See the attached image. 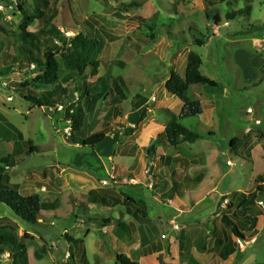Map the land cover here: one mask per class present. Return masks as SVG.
<instances>
[{"label": "rangeland", "instance_id": "374dc122", "mask_svg": "<svg viewBox=\"0 0 264 264\" xmlns=\"http://www.w3.org/2000/svg\"><path fill=\"white\" fill-rule=\"evenodd\" d=\"M8 1L0 0V26L4 29L0 31V58H4L0 62V112L28 139L33 127L49 130L51 125L47 119L41 118V112L49 114L44 107L33 106L19 96L21 91L39 94L42 89L34 82L35 74L30 71L29 61L21 51L20 18ZM11 1L15 3L17 0ZM245 6L250 7L246 16L227 18V13ZM49 7L53 14L51 24L62 34L69 37L81 32L102 41L100 50L93 57L99 63L97 73L80 80L62 60L58 42L47 36L39 37L41 48L49 46L56 52L60 63L58 86L65 89V96L73 95V91L80 95L82 91L72 106L78 105L84 110L86 125L79 131L84 136L101 128L115 130L121 143L131 138L141 126V123L137 126L129 121L127 101L124 108H120L118 105L123 101L101 89L108 69L113 76L123 78L127 95L130 93L132 97L143 91L145 95L153 96L145 118L156 112L161 121L165 118L170 121V118L165 110L160 114L156 108L175 112L181 102L164 92L163 87H159V80L166 78L169 70L179 69L188 51L194 50L201 56L202 74L217 83L216 87L205 85L189 89L192 99L200 97L204 119L211 121V125L200 123L197 117L182 120L184 126L203 133L210 146L182 142L175 147L177 150L173 148L178 153L175 164L166 165L164 154L161 160H156L157 152L153 150L149 164L137 177L135 172L118 171L121 164L111 163L112 151L120 146L117 143L111 144L109 154L102 155L106 150L102 145L96 151L77 145L74 149L61 148L58 153L60 161L70 162L79 157L82 164H91L98 171L103 170L102 161L107 166H114L115 171H110L112 177L100 172L104 176L100 179V186H113L146 203L149 216L140 224L155 227L157 237L144 251L141 264H186L191 254H196L204 264H264V0H51ZM216 16L220 19L219 24L214 21ZM46 25L49 27L48 21L42 19L34 21L28 29L37 32ZM196 38L203 39L204 45H195ZM239 49L247 50L250 60L244 59L242 52L236 57L235 52ZM86 86L89 91L84 96ZM60 96L64 98L62 94ZM27 106L35 110L25 120L22 114ZM96 120L100 122L95 124ZM65 128V123L59 122L56 135L67 144ZM246 130L249 132L244 134ZM3 134H7L4 139H8L12 132L0 122V138ZM233 137L241 142L231 148ZM6 147L0 142V158L7 154ZM124 159L132 162L133 156L126 154ZM228 159L236 165H226ZM29 160L19 162L13 172H9L20 180L26 176L27 170L38 175L44 171L41 180L38 175L33 177L39 182L45 178L44 185L49 191L47 196L40 195L43 211L38 223L22 221L0 202V217L13 220L24 229L8 225L14 233L21 232L18 239L23 243L27 241L29 253L36 254L28 256L29 264H81L79 259L73 258L72 251L82 259L84 250L83 258L88 264H116L114 254L124 253L127 244L137 241L136 232L126 233L118 227L119 222H135L125 213L124 207L92 204L84 190L75 188L73 193L59 178H49L51 170L45 166L50 162L46 158ZM171 167L180 174L187 173L190 180L187 189L181 194L176 192L178 196L173 194L176 190L173 182H168ZM130 177L142 182H129ZM127 183H132L135 188H130ZM259 187L261 191H258ZM252 193L257 198L249 213L256 215L258 220L256 230H246L245 234H254V239L246 244V241L233 237L236 254L222 257L224 243L214 245L217 233L223 230L221 214L229 215L238 207L239 194L249 197ZM5 229L0 225V234ZM73 237L83 243L80 240L71 242ZM39 238L46 239L44 248H40ZM199 239L205 244V252H195L193 248ZM99 244L102 246L98 247ZM50 250H53L52 254L56 253L51 260ZM64 250L65 262L61 259ZM37 254L45 256L37 258Z\"/></svg>", "mask_w": 264, "mask_h": 264}, {"label": "trees", "instance_id": "16d2710c", "mask_svg": "<svg viewBox=\"0 0 264 264\" xmlns=\"http://www.w3.org/2000/svg\"><path fill=\"white\" fill-rule=\"evenodd\" d=\"M19 1V3H18ZM6 2V1H5ZM13 5V8L18 12L17 16L20 18V40H21V51L26 56L27 61L34 64L33 77L36 83L42 91L38 94L34 91L19 94L20 98L26 102H29L33 106L44 107L47 111L49 106L56 104H63L65 106L64 111H53L48 112L53 118L57 119L60 116L67 125L70 126V133L67 137V143L79 144L84 148H93L102 143L106 137L104 130L90 132V134L84 136L79 131L86 125L84 110L78 105H68L67 102L72 100L67 99L65 96V89L58 86L60 63L56 57V52L51 47L47 46L41 48L39 37L47 36L58 42L61 48V58L65 62L68 69L75 73L77 78L85 79L89 76H93L99 69V63L93 59L94 55L98 53L101 48L102 41L97 37H89L86 34L77 32L73 36L67 37L62 34L60 30L51 24L53 19L52 13H50V2L51 0H17L15 3L8 1ZM250 11L249 6L232 12L227 13V18L234 19L237 15L246 16ZM45 19L48 21L49 27L46 25L37 32L29 31V26L38 20ZM214 21L219 24V17H215ZM0 31L4 29L0 26ZM195 45L203 46L204 40L196 38ZM0 60H4L3 57ZM202 59L201 56L194 50H190L187 54L186 67L184 75L181 76L175 71H171L167 81L165 82V89L171 95L175 96L181 102V111L178 115H175L169 109H159L160 114H163V110L167 112V117L170 121L167 123L164 131L158 136L157 140L162 142L169 147H177L182 142H188L193 144L199 139L201 135L191 130L190 128L182 124V120L190 117H198L202 112L201 102L196 99H192L189 96V89L191 86H210L216 87L217 83L209 77L201 73ZM52 87V88H49ZM101 89L107 94L115 95L119 100H124L127 97L125 82L119 75L113 76L111 69H108L106 74V82L101 85ZM89 87H85L84 96L88 95ZM60 94L64 96L61 98ZM82 91H80L81 96ZM73 96V95H72ZM137 95H135L136 98ZM79 98V97H78ZM78 100V99H77ZM76 100V101H77ZM65 101V102H64ZM133 102V101H132ZM68 105V106H66ZM134 108H138L139 105H134ZM70 110H72L70 112ZM165 115V114H164ZM146 114L143 113L136 123V125L145 118ZM66 121H69L68 123ZM0 122L7 128L15 130L12 124H10L6 118L0 113ZM97 123V121H96ZM95 123V124H96ZM85 130V129H84ZM83 133L86 131H82ZM249 132V131H248ZM80 133L81 135H79ZM19 135L20 132H19ZM27 144L31 147L33 144L31 139H28ZM241 142L239 138H233L230 140V147L234 148ZM14 156L8 154L0 158V202L9 207L12 212L24 222L30 224L38 223L40 212L42 210V202L39 195L35 193L25 194L21 191L18 184L11 182V176L9 168L13 166ZM169 159L168 162H170ZM177 158L174 159L176 161ZM66 166V165H65ZM88 172L98 177L94 170L85 168ZM190 183L189 178L185 177L182 183H177L173 180V188L185 187L188 188L187 184ZM262 189L259 187L258 191ZM89 199L98 205L106 207H115L121 201V194L114 191V189L98 188L88 192ZM238 207L234 209L232 213L221 214L220 221L223 223V230L221 233H217L214 245L218 246L224 243L225 249L222 252V257H226L236 250V242L232 241L233 237L237 239L246 240V230L254 231L257 224V216L250 214V206L256 201L257 195L250 194L249 197H244V194H239ZM123 206L126 213L135 221L134 223L119 222L118 227L123 231H131V228L135 227L136 223H141L148 215V207L142 200H136L127 195L123 196ZM232 205V203L230 204ZM229 207V205H228ZM229 209L227 212H229ZM104 222H110L104 220ZM74 243L76 239L70 238ZM196 249L200 252H205V244L198 240L195 242ZM7 249V247H0V250ZM116 264H139L132 260L129 256L124 253L115 254ZM23 264H27V261H22ZM186 264H203L198 261L193 255H190L187 259Z\"/></svg>", "mask_w": 264, "mask_h": 264}, {"label": "crops", "instance_id": "0c3cea01", "mask_svg": "<svg viewBox=\"0 0 264 264\" xmlns=\"http://www.w3.org/2000/svg\"><path fill=\"white\" fill-rule=\"evenodd\" d=\"M207 45H208V42L205 44V46H207ZM188 52H187V54H188ZM241 52L244 56L243 57L244 59L250 60V58L248 56L249 52L247 50H244V49H239L238 51H236L235 52L236 57H238V54ZM251 58L254 59L253 56H251ZM186 60H187V55L182 59L181 65L179 66V69L173 68V70H169L168 74L166 75V78H164L163 80H159V83H160L159 87H163L164 92H167L165 89V82L167 81L171 71H175L181 76L184 75V71H185V67H186ZM0 62H1V60H0ZM30 63H32V62H29V65H30ZM214 64L216 65L215 62H214ZM30 71L33 73L32 69ZM160 79H161V77H160ZM154 87H156V86H154ZM159 87H158V89H159ZM191 87H190V90H191ZM201 91L204 93L203 89H201ZM73 92H75V91H73ZM134 94L137 95L136 98H135ZM134 94L131 97L130 93H129V95H127V97L124 100H122L123 102L119 103L118 106H120V108L121 107L124 108V106H125L124 103H126V101H127L128 102L127 103L128 108H129L128 113H127V114H129L128 115L129 121H131V123L136 124L139 121L142 113H144V111H146L145 114L149 113L150 108H151L149 103L152 102V99L154 97L151 95L150 96L145 95L143 91H141V92L138 91ZM71 95L67 99L73 98ZM111 95H113V94H111ZM112 97L117 98L115 95H113ZM130 97L132 98V100H129ZM196 100H199L201 102V106H202V112L197 117L199 122L211 125V121L204 119V116H205L204 106L202 104V101L200 100V97H198V99H196ZM156 101H157V96H155L154 102H156ZM68 103H69V101L67 102V104ZM132 103L134 105H139L138 108H134L132 106ZM209 104H212V102H209ZM66 106H68V105H66ZM181 107H182V105H180V108H178L177 111H175V112L172 111V112L175 115H178L181 111ZM145 109H147V110H145ZM156 109H161V108H156ZM162 109H164V108H162ZM166 109H168V108H166ZM25 110H26V112L23 113L22 115L24 116L25 120H27V115L31 114L32 111L35 110V108H33L32 106L31 107L27 106L25 108ZM211 110H213V108H211ZM41 113L43 114V116L41 118L47 119L51 125V128L49 130H47V129L45 130L41 126L33 127L31 132H30V134H31L30 138H28V139H31L33 142L31 147L29 146V144H27L26 141L28 139L25 138L23 132L18 130L17 128H15V130H11V129L7 128L8 130H11V132H12V135L8 139H4L7 134H3L1 136L0 142H4L8 147V152L6 155L12 154L15 158L14 159L15 164L9 168V171L14 170L16 165H19V162L26 161L28 158L30 160H32L33 158H38V157L46 158V160L48 162H50L45 166L46 168L51 170L48 172L49 178H52V177L59 178L61 180L63 186L64 187L68 186L71 192L75 193L76 192L75 188H79L80 190H84L85 191L84 194L86 195L87 200L89 202H91L92 204H96V203H93L89 199V197L87 196L88 192L90 190L98 189V188L114 189L115 192L121 194L122 199L118 205L123 206V204H122L123 203V196L127 195V196L131 197L130 195L126 194L121 189H117L113 186L112 187L100 186V181L103 179V178L101 179V177H104V176H101L100 172L102 171L103 173H105V176L110 175V177H112V174L110 173V171L113 173L115 171V167L114 166H107L102 161V166H103L102 169L103 170L98 171L97 168H94L93 166H91V164H82L79 157L78 158L75 157L74 160L70 161V162L60 161L58 153L61 150V148L69 147V148L74 149V148H77V145H79V144H69V143L65 144L63 139H60V137L58 135H56L57 134L56 128L58 126V123L61 122L63 116L62 117L60 116L59 118L55 119L49 114H45L44 112H41ZM155 113L156 112H154V115L150 113L146 118H144L145 120H143V122L140 121L138 124L141 123V126L138 129V131L135 130L133 132V135L131 138L124 139V141H122L121 143H120L119 134L115 133V130L114 131L113 130H104L106 132V137H105L104 141L102 143H100L99 145L93 147L92 149H95V151H96L97 147H99V146L101 147V145H102L103 146L102 148L106 149L105 153L102 152V155L103 154H109V153H111V149H112L111 144H114V143L120 144V146L117 149H114L112 151L113 158H112L111 163L117 164V165L121 164L122 167L120 166V169H118V171L135 172V176H137V177L139 174L143 173L145 165L149 164L148 161L151 159L150 155H151V152L153 150L157 152L156 160H158V159L161 160L162 154H164L166 156H165V159L163 160V162L166 163V165L177 163L176 161H178V157L175 156L176 154H178L177 151L176 152L173 151V147L166 146L162 142V140H157L158 136L164 131L167 123L169 122V119L165 118L164 121H161V119L157 115H155ZM122 114H123V111H122ZM127 114L124 113V117H126ZM96 121H97L96 124H98L100 122V120H96ZM207 121H208V123H207ZM138 124H137V126H138ZM100 130H103V128H101ZM100 130H98V131H100ZM19 132L21 135H19ZM247 132L248 131L246 130V133H244V134H247ZM200 135H201V139H199L198 141H196L193 144L199 143L201 146H210L209 143H206V140L204 138V134L202 133ZM108 138H111L110 143L108 142ZM233 138H235V137H233ZM193 144H190V145H193ZM174 149L177 150L178 148L177 149L174 148ZM126 154H131L133 156L132 162L126 161L124 159V156ZM173 156H175V157H173ZM117 157H119V160H117ZM98 158H100V155L98 156ZM175 158H177L176 161H174ZM169 159H171L170 162H168ZM85 168L94 170L96 172V174L98 175V177H96L95 175L88 172ZM171 168L172 169L169 168V173H168L169 174V178H168L169 181L166 180L170 184H171V182H173V180L177 183H182L183 179L185 177L186 178L188 177L187 173L180 174L173 167H171ZM107 169H109V170H107ZM43 172L44 171L42 170V174L38 175V173L35 174V172L27 170L26 176L24 178L21 177L22 179H20V180L16 179L10 175L11 176V182L18 184L20 186L21 191L25 194L35 193V194L39 195V197H40V195L47 196V195H49V191L46 188V186L44 185V183H45L44 179L45 178H43L41 182L35 181V179L33 178L34 174H35V175H38V179L41 180V178L43 177V174H44ZM131 180L133 182H135V184H136V182H140V183L142 182L139 178L130 177V179L128 181L131 182ZM127 186H129L130 188H135V187H133L132 183H129ZM169 189H171V188H169ZM175 189L176 190L174 191L173 194L178 196L179 193L181 194V191L185 190V187H177ZM170 192L172 193L171 190H170ZM176 192H178V194ZM131 198H133V197H131ZM40 199H41V197H40ZM136 200H141V199H136ZM96 205H98V204H96ZM99 206H103V205H99ZM42 211L43 210H41V212ZM41 212H40V215L42 214ZM125 213H126V211H125ZM147 216H149V213ZM147 216L145 218H147ZM39 218H40V216H39ZM1 219L4 221V222L2 221L4 224L0 223V225L5 226V228H7V229L3 230V232L0 234V247H4V246L7 247V249H4V250H7L11 253L10 263H12V264H23L22 261L26 260L27 264H29L28 256L30 255V257H31V254H32V256L34 257V255H36V254L34 252L29 253L30 246L27 245V241L25 243H23L19 240L20 236H21V232L17 233L18 234V237H17V234L14 233V230H11L10 226H8V225L14 224V225L18 226L21 230H24V229L22 227H20L18 224H16V222H14L13 220H9L8 218L5 219L3 217H0V220ZM130 223H134V222L130 221ZM152 227L147 228L143 224H140V223H139V225L136 224L134 228H131V231L136 232L137 241H136V243L134 242L133 244H127V246L123 250L124 254H126L132 260L138 262L139 264H141V260L144 258V255H145L144 251L152 243V241H154L155 238L157 237V235H156L157 229L155 227L154 228H152ZM255 230H256V228H255ZM131 231H125V232L130 233ZM252 238L254 239V234H251L250 236L249 235L246 236V240H243V241H246V244L251 243L249 241ZM73 239L80 240L83 243V241L79 238L73 237ZM39 240H41L40 241L41 242L40 248H44L43 243L47 242L46 239L39 238ZM232 241H235V240L233 239ZM101 244H99L98 247L102 246ZM195 245L193 246V248H194L195 252H197ZM103 246H105V245L103 244ZM80 248H81L80 251L82 252V245L81 244H80ZM24 249H25V252L24 251L22 252V250H24ZM51 251H53V250H50L48 253L51 256L50 260L54 259L55 255H56V253L52 254ZM72 252H73V258L79 259V262L81 264H88L85 262V260L83 258L84 253H86L85 250L83 251L82 259L78 257V253L76 251H72ZM59 253H61V251ZM64 253H65V250L62 253L61 259H62V261L65 262V259L63 258ZM116 253H123V252H116ZM233 253H231V254H233ZM104 254L106 256V252H104ZM231 254H229V255H231ZM235 254L236 253H234V255ZM191 255H193L198 261L203 263L200 259H198L196 257V254H191ZM44 256L40 257L38 255L37 258H42ZM55 261H57V260H55ZM10 263H8V264H10ZM66 264H67V262H66Z\"/></svg>", "mask_w": 264, "mask_h": 264}, {"label": "built area", "instance_id": "2783aa9c", "mask_svg": "<svg viewBox=\"0 0 264 264\" xmlns=\"http://www.w3.org/2000/svg\"><path fill=\"white\" fill-rule=\"evenodd\" d=\"M30 68L31 69H34V64L33 63H30ZM73 98H72V100H70L69 101V103H68V105H71V104H73L74 102H76V100L78 99V97H79V94L75 91V92H73ZM64 109H65V106L63 105V104H56V105H54V106H49L48 108H47V111L48 112H53V111H64ZM72 110H70V112H71ZM67 123L69 122V121H66ZM66 135H69V133H70V126L69 125H67L66 126ZM226 165H228V166H230V167H232V166H235L236 164L235 163H233L232 162V160H230V159H228L227 161H226ZM103 183H106L105 181H103ZM261 205H263V203L262 202H259ZM162 238H164V237H162ZM10 261H11V253L9 252V251H7V250H0V264H8V263H10Z\"/></svg>", "mask_w": 264, "mask_h": 264}]
</instances>
